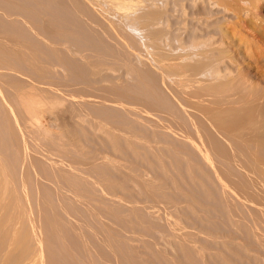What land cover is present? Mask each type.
Returning <instances> with one entry per match:
<instances>
[{
    "label": "bare ground",
    "instance_id": "6f19581e",
    "mask_svg": "<svg viewBox=\"0 0 264 264\" xmlns=\"http://www.w3.org/2000/svg\"><path fill=\"white\" fill-rule=\"evenodd\" d=\"M263 7L0 0V264H125L126 238L150 254L131 264H264ZM81 67L82 87L60 70Z\"/></svg>",
    "mask_w": 264,
    "mask_h": 264
},
{
    "label": "rangeland",
    "instance_id": "374dc122",
    "mask_svg": "<svg viewBox=\"0 0 264 264\" xmlns=\"http://www.w3.org/2000/svg\"><path fill=\"white\" fill-rule=\"evenodd\" d=\"M187 3L190 4L188 1H186V5H187V6H188ZM191 6H192V5L188 6V7L191 9V10H189V13L192 12V9L195 11L196 9H198V8L200 7V6L198 7V4H197V6H196V7H198V8L193 7V6L191 7ZM188 7H187V8H188ZM195 8H196V9H195ZM200 10H201V7H200ZM261 10H262V13L264 14V7H263ZM187 11H188V9H187ZM103 41H104V40H103ZM95 42H96V40H93V41H92V44H97V43H95ZM105 42H106V41H105ZM106 43H107V42H106ZM107 44H108V43H107ZM97 45H98V44H97ZM100 45H102V44H100ZM103 45H104V44H103ZM105 45H106V44H105ZM108 45H109V44H108ZM113 50H114V48H113ZM118 53H119V52H118ZM119 54H120V53H119ZM77 56H79V55H76L75 57H77ZM77 58H78V59H81L82 56H80V58H79V57H77ZM111 62H112V61H111ZM107 64H108V63H107ZM109 64H112V63L109 62ZM83 66H84V65H83ZM114 66H117V68L114 67ZM114 66H112V67H114V68L117 69V70H115V69H114V70H110V69H109V71L104 70V71L102 72V73L104 74V76H105V74H107L106 76L109 75V77H113L114 75H112V74H116V75H117V74H119V75L121 74L122 76H124L125 73H124V71H123L124 69L121 67V64H120V65H119V64H115ZM68 67H69V66H68ZM70 68H71V67H70ZM82 68H84V69L82 70ZM118 68H119V70H118ZM120 68H122V69H120ZM60 70H61V72L63 71V73H61V74H64V76L68 78V79H67L68 81L70 80L69 82L72 81V82H71V83H72V86H73L74 84L77 85V82H78L79 84L81 83V84L86 85V84L90 81V80H89L90 77H88V76H89V75L92 76V74H91V70H90V68H88V67H81V69H78L77 71L82 70V71L80 72L81 74L79 73L80 75L77 74L76 69H73V70L75 71V73H76V74L74 73L75 76H74V74H73L72 71H70L71 74H70L69 72H66V73H65V71H68L66 68H65L64 70H63V68H60ZM71 70H72V69H71ZM86 70H87V71H86ZM121 70L123 71V73H121ZM84 71H85V72H84ZM89 71H90V72H89ZM115 71H116V72H115ZM87 72H88V73H87ZM104 72H105V73H104ZM108 72H109V74H108ZM117 72H118V73H117ZM119 72H120V73H119ZM82 73H83L84 76L81 77ZM85 73H86V75H85ZM67 74L71 75V77H69ZM87 74H88V75H87ZM77 75H78V76H77ZM111 75H112V76H111ZM64 76H63V77H64ZM72 76H74V78H73ZM85 76H87V80H89V81H87V80L85 81L86 78H85V79H82V78H84ZM102 76H103V75H102ZM75 77H76L78 80H76ZM79 77H81L82 80L79 79ZM93 77H94V76H93ZM93 77H92L93 80H95V79L97 80V79H98V77H96V76H95L96 78H93ZM70 78L75 79V80H76V83L74 82L75 80H72V79H70ZM90 79H91V78H90ZM126 79H128L129 81L132 80V79L130 80L129 78L126 77L125 80H124V78H123V79H121L120 81H118L119 84H120V83H122V84H123V83H126V85L129 84L130 82L127 83L126 81H128V80H126ZM80 80H81V81H80ZM93 80H92V81H93ZM73 82H74V83H73ZM84 82H85V83H84ZM86 82H87V83H86ZM131 82H133V81H131ZM79 84H78V85H79ZM81 84H80V87L83 86V85L81 86ZM76 85H74V86L76 87ZM123 85H124V84H123ZM77 87L79 88V86H77ZM95 100H96V99H95ZM98 102H100V101L98 100ZM98 102H97V103H98ZM98 104H99V103H98ZM98 104H97L98 107H97V106H96V107L93 106V107H95V108L92 107V109H97V108H98V109L96 110V112H95V110L92 111V112H91V115L94 114L95 117H99V118H101V117H102L101 115H102V113H103V116L105 117L104 120L107 121V119H106L107 117L105 116V115H106V111H104L105 108H103V107H107V105L104 106V105L101 104V102H100V104L103 106V107H102L101 105H98ZM95 105H96V104H95ZM110 105H111V104H110ZM113 105H114V104H112L111 106H113ZM100 106H101L102 109H103V110L100 109V111L102 110V113L99 111V113H101V115L98 114V110H99V108H101ZM108 106H109V105H108ZM114 107H116V109H117V106H116V105H115ZM114 107H112V108H114ZM119 107H120V106H118V108H119ZM109 108H110V106H109ZM112 108H111V109H112ZM106 109L108 110V108H106ZM111 109L108 110L109 112L107 111V112L109 113V114L107 113V116H109L110 119L114 116L113 118H115L116 121H117V120L120 121V119L123 118V117L125 116V117L123 118V120H121L122 124H121V122H120V124H121L122 126L125 125V124H123V122H126V120L129 119L130 117H131V119H132V118H133L134 120L136 119V117H135L134 114H132L130 117H129V115L127 116V114H131V113H128L127 111H124V112H126L127 114H126V113H123L122 110H124V109H121V108H119L120 110H119V109H117V110L120 111V114H123V115L126 114V115H124V116H122V117H121V116H117V117H119V118L121 117L120 119H119V118H116V115H115V114H116V112L118 113V111L115 109V111H116V112H115L113 109H112L113 111H112ZM121 111H122V112H121ZM110 112H112V113L115 112V114L110 115V114H112V113H110ZM97 114H98V115H97ZM104 114H105V115H104ZM120 114H119V115H120ZM117 115H118V114H117ZM133 115H134V116H133ZM100 116H101V117H100ZM110 116H111V117H110ZM126 116H127V118H126ZM102 118H103V117H102ZM109 118H108V119H109ZM113 118H112V121H113V120L115 121V119H113ZM60 119H61L60 121H61V124H62V123H63V122H62V120H63L62 117H61ZM110 119H109V120H110ZM124 119H126V120H124ZM133 119H132V120H133ZM109 120H108V121H109ZM132 120L129 119L127 122H128V123H129V121L132 122ZM134 120H133V121H134ZM63 121H65V120H63ZM108 121H107V122H108ZM114 121H113V122H114ZM66 122H67V120H66L64 123L66 124ZM113 122H110V123H113ZM117 122H118V121H117ZM127 122H126V125H127ZM131 122H130V123H131ZM134 122H135V121H134ZM134 122H132V124H135ZM58 123H59V122H58ZM64 123H63V125H64ZM115 123H116V122H115ZM130 123H129V124H130ZM59 124H60V123H59ZM118 124H119V122H118ZM120 124H119V125H120ZM132 124H131L130 126H131V128H134L136 124H135V125H132ZM126 125H125V126H126ZM127 126H129V125H127ZM132 126H133V127H132ZM123 127H124V126H123ZM96 141H97V140H96ZM96 141H94V142H96ZM94 142H93V144H94ZM97 142H98V141H97ZM95 144H96V143H95ZM1 152H2V150H1ZM110 155L113 156L112 154H110ZM114 157H115V156H114ZM114 157H113V158H114ZM126 159H127V158H126ZM119 160H121V159L119 158ZM124 160H125V159H123V161H124ZM123 161H122V162L120 161V162L124 164ZM127 161H128V160H127ZM129 161H130V162H129ZM129 161H128V162L125 161V162H126L125 164H127V163H129V164H128V165H124V166H129V167H130V165H131V167H133L132 165H133L134 163H133V164H130V163L133 162V160L131 159V160H129ZM135 167H136V166H135ZM139 167H140V166H139ZM139 167H138V168H139ZM125 168H126V167H125ZM127 170H128V169H127ZM149 176H150V177H153V174H149ZM60 184L63 185V186L65 187V184H64L63 182H60ZM129 187H130V188H133V185H132V187L129 185ZM133 191H135V189H134ZM141 195H143V194H141ZM141 195L138 194V196H140V197H137V198H140V199H137L138 202H139L140 200L143 199L142 197H144V196H141ZM96 196H97V195H96ZM98 197H99V196H98ZM98 197H97V198H98ZM143 200H145V198H144ZM143 200L140 201V202H143ZM143 203H144V204H145V203L148 204L147 201H145V202H143ZM205 203H206V205H207V202H205ZM106 204H107V203H106ZM141 204H142V203H140V206H141ZM144 204H143V205H144ZM209 204H210V203H208V205H209ZM108 205H109V204H107V206H108ZM210 205H212V204H210ZM212 206H213V205H212ZM108 207L110 208V205H109ZM111 207H113V206H111ZM77 209H78V211H79V214L82 216V218L85 219V220H87V221H89V225H91V228H95V224H94V222L96 221V220H95L96 218L94 219V213H93V212H90L88 209L86 210L85 208H83V207H81V206H78ZM122 210H124V208H123ZM122 210H121V211H122ZM174 210H175V209H172L173 212L176 211V210H175V211H174ZM101 212H103L102 214H104V216H106V215L108 214L107 217H108V218H111V220H110V219H109V220L113 222V227H115L114 229L117 230L118 228H121V226H122L123 224H122V225L120 224V223H122V222H121L119 219L114 218L113 216H111V214H109V213H108L106 210H104V209H103V211H101ZM121 213L124 214L125 212L122 211ZM175 213H177V211H176ZM175 213H173V214H175ZM179 213H180V211H179ZM179 213H177L176 216H177ZM180 214H181V213H180ZM204 214H205V213H204ZM204 214H203V215H204ZM209 215L211 216V218H210V220H211V224H210V225H211V226H214V225H212V224H216V222L218 221L219 218L217 219V218L215 217V216H217L215 213H214V215L212 216V212H211V213H207V216H209ZM100 216H101V215H100ZM100 216H99V217H100ZM210 216H209V217H210ZM214 217H215V218H214ZM102 218H103V217H102ZM207 218H208V217H207ZM212 218H213V219H217V220H214V221H213ZM97 219H98V218H97ZM94 220H95V221H94ZM109 220H106V223H107V224H108V221H109ZM110 221H109V225L112 223V222H110ZM212 221H213V222H212ZM215 221H216V222H215ZM189 222H190V221H189ZM191 222H192V223H190L191 226H190L189 223H187V224L189 225V227H190V228H187L188 230L190 229V231L192 232L191 229H193V227H194V229L196 230V232H197L198 230H199L200 232H202V231L204 232V227H205L206 225H201V226H202V228H201L200 224L198 225V223H196V224L198 225V227H200V229H196V228H197L196 224H194V225L196 226V228H195V226H193V220H192ZM214 222H215V223H214ZM187 224L184 223V225H187ZM188 225H187L186 227H188ZM111 226H112V225H111ZM123 226H124V225H123ZM123 226H122V228H125V227H123ZM192 226H193V227H192ZM203 226H204V227H203ZM208 226H209V225H208ZM214 227H215V226H214ZM122 228H121L120 230H122ZM206 228H207V226H206ZM206 228H205L206 231H205L204 233H205V234L210 233V231L208 230L209 227H208L207 229H206ZM210 228H211V227H210ZM215 228H217V227H215ZM215 228H214V229H215ZM202 229H203V230H202ZM118 230H119V229H118ZM125 230H126V229H124V231H125ZM201 230H202V231H201ZM207 230H208V231H207ZM212 230H213V227L211 228V231H212ZM126 232H127V231H126ZM126 232H125V233H126ZM135 232H137V231H135ZM196 232L193 231V234L195 235ZM203 232H202V233H203ZM216 232H217V230H216ZM216 232L213 230V232L210 233V234L213 235V234L215 233L214 235H216ZM114 233H115L114 230H113V232H110V230H105V236H106V235H109V236H110V235H112V234L114 235ZM122 233H123V231H121V234H122ZM127 233H128V232H127ZM140 233H141V232H140ZM202 233L200 234V235H201V237H200L201 240L199 239V236H200V235H198V233H197V235H195V237L197 238V240H198V239L200 240L199 243H200L201 241H203L204 238L206 237L205 235H203V236H205V237H203V236H202ZM204 233H203V234H204ZM217 233H218V232H217ZM137 234H138V232H137ZM137 234H130V235H134V238H135V235H136V237H138L139 234H138V235H137ZM142 234H143V233H142ZM122 235H123V234H122ZM126 235H127V234H126ZM208 235H209V234H208ZM142 236L145 237V234H143V235H139V238H140V237L142 238ZM146 236L148 237V235H146ZM147 237H146V240L149 238V237H148V238H147ZM123 238H125V234H124V237H123ZM141 238H140V239H141ZM150 238H152V237L150 236ZM202 238H203V239H202ZM136 239H137V238H135V240H136ZM152 239H153V238H152ZM122 240H123V239H122ZM125 240L131 242V240H128L127 238H126ZM135 240H134V241H135ZM148 240H149V239H148ZM148 240H147V241H148ZM150 240H151V239H150ZM93 241H96V240L94 239ZM127 241H125V242H127ZM134 241H133V242H134ZM136 241H137V240H136ZM136 241H135V242H136ZM138 241H139L140 244L137 245V246H136V244H138V243L135 244V242H134L135 245L133 244L134 246L132 245V243H131V245L129 246L128 244H130V242H129V243H126V244L120 243V244H116V245L114 246V250H115V252L119 255V257L121 258V260H122L125 264H127V263H128V264H131V263L134 262V261H131V259L129 260L130 255H132L131 253H133V252H134V256H135V258H136L137 260H139V261H141L143 257H147V256L150 257V256H149L150 254L148 253V251H146L145 249H143L144 245H142V244H144V243H142V241L145 242V240H143V238H142V241H141V242H140V240H138ZM141 243H142V244H141ZM201 244H203V243L201 242ZM161 245H162V244H161ZM131 246H133L132 249H130ZM135 246L138 247V248H134ZM142 246H143V247H142ZM163 246L165 247L166 245H163ZM163 246L160 247V248L163 249V248H164ZM165 248H166V247H165ZM165 248H164V249H165ZM169 248H170V247H168V249H169ZM102 249L104 250V247H102ZM172 249H173V252H174V249H175V248H171V250H172ZM132 250H133V251H132ZM211 250H212V248H211ZM213 250H214V251H217V252H221V249L216 248V247H214ZM105 251H106V253H107L108 255H112V251H113V250H110V249L106 248ZM167 251H168V253L170 252V254H172V251H170V250H167ZM175 251H176V252H175V254H176V253H177V250L175 249ZM170 254H169V255H170ZM171 256H174V255L172 254ZM141 257H142V258H141ZM79 261L82 262V263H85V262H86V260H85V258H84L83 256H80V257H79ZM129 261H130V262H129ZM209 261H210V264H223L222 261H217V260H215L214 263L211 262V260H209ZM134 264H136V263H134ZM145 264H149V263H148V262H145Z\"/></svg>",
    "mask_w": 264,
    "mask_h": 264
}]
</instances>
